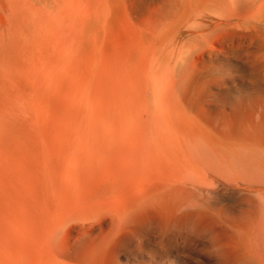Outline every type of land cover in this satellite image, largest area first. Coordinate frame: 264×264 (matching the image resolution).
Here are the masks:
<instances>
[{
	"label": "rangeland",
	"instance_id": "rangeland-1",
	"mask_svg": "<svg viewBox=\"0 0 264 264\" xmlns=\"http://www.w3.org/2000/svg\"><path fill=\"white\" fill-rule=\"evenodd\" d=\"M163 1L43 0L64 78L102 58L109 69L114 55L120 70L139 62L148 33L168 42L149 14ZM10 2L0 0V32L17 23L1 12ZM8 32L0 44V264H259L264 233L253 229L256 241L251 228L264 227V57L248 34L218 38L222 48L186 65L181 117L190 129L155 123L129 137L133 152L113 156L43 101L52 89L41 64L51 59L30 58ZM185 131L214 140L203 146L215 150L213 163L198 164L189 143L175 142Z\"/></svg>",
	"mask_w": 264,
	"mask_h": 264
},
{
	"label": "bare ground",
	"instance_id": "bare-ground-1",
	"mask_svg": "<svg viewBox=\"0 0 264 264\" xmlns=\"http://www.w3.org/2000/svg\"><path fill=\"white\" fill-rule=\"evenodd\" d=\"M32 1L34 4L30 7L28 0H11L1 10L6 18L17 19V23L15 26L7 27V31L0 32V44L4 41L6 43L7 32L14 30L22 41L27 56L35 61L51 59V62L41 64V68L46 72L47 69L49 70L48 85L52 90L42 91L39 95L51 108L55 105L62 114H67L70 118V130L76 131V134L86 133L82 137L87 139L86 142L94 139L98 143H103L113 156L122 152H133L136 147L130 144L129 137H132L136 131L147 134L153 130L155 123L166 122L176 130L191 128L190 123L181 117L182 112L188 107L186 65L197 57H204L208 52L212 53L218 47L222 48L223 44L217 46L220 44L218 38L238 35L234 33L248 34L250 45L264 57V0H164L163 6H154L149 14L156 19L154 25L157 31L167 32L168 42L155 40L152 33H148L143 42L139 62H134L130 66L127 64L126 68H121V71L119 56L114 55L109 69L105 64L106 58H102L101 67L96 66L93 60L83 66L84 74L74 80L66 79L60 71L63 63L56 59L58 52L54 51L55 41L49 40L54 32L44 23L45 16H49L51 10L47 5L45 7L41 4L43 0ZM155 3L153 5H156ZM55 4L56 0H51L52 7ZM28 14L31 15L29 21ZM25 21L33 23L35 28L29 29ZM65 30L67 28H63V31ZM181 34L183 37L179 36ZM69 36L72 38L70 34ZM73 40L77 41V36ZM130 53L133 54L134 51L131 50ZM155 58L157 67L153 68L151 60ZM76 65L77 61L72 60L70 65L72 71ZM151 71L159 75L158 80L151 81L147 78ZM43 82L45 85L46 81ZM53 94L59 95L61 100H54L51 96ZM160 99L161 102L158 101ZM162 99L165 102H162ZM187 132H182L186 135L185 138L177 137L175 142L181 141L184 145L189 143L192 147L193 159L198 164L213 163L216 158L215 150L207 149V151L203 146L214 145V140L203 139L197 134ZM126 141L127 143H124ZM260 172L264 175L262 171ZM258 177L262 179L264 176ZM257 195L258 193L255 197ZM260 201H263L261 197ZM262 212L264 213V209ZM260 213L259 211V216ZM252 214L254 215L251 210L249 213L251 218ZM260 218L264 221V216ZM260 218L258 222L261 221ZM263 221L259 223L264 225ZM256 227L251 228V231L255 229L256 232L264 233V227H258L260 229ZM256 232L253 231V234L250 232L255 236L254 240L259 237ZM260 236L264 237L262 234ZM262 240V244L256 240V246L258 243L259 246L262 245L261 249L258 247L260 251L256 250L260 252L259 257H257L259 253L256 254L259 264H264V239Z\"/></svg>",
	"mask_w": 264,
	"mask_h": 264
}]
</instances>
